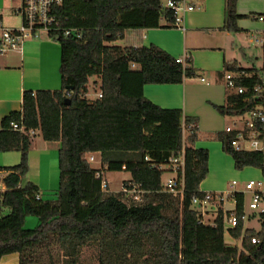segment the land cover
I'll return each instance as SVG.
<instances>
[{
    "label": "trees",
    "instance_id": "obj_1",
    "mask_svg": "<svg viewBox=\"0 0 264 264\" xmlns=\"http://www.w3.org/2000/svg\"><path fill=\"white\" fill-rule=\"evenodd\" d=\"M237 2L227 0L224 29L239 30ZM54 8L62 30L79 29L82 38L65 37L62 31L49 35L61 45V88L25 90L22 109L1 120L0 151H19L21 159L0 167L7 172V189L0 192V260L18 253L20 264H40L48 251L52 264L56 246L60 264H85L81 253L86 248L97 251L96 264H264V219L259 230L244 229V193H236L240 223L232 230L241 247L225 242L222 207L207 223L193 203L194 196L204 198L200 185L209 173L208 149L195 147L197 118L179 108H163L143 93L148 83H182L196 76L191 60L184 65L158 45L133 46L130 39L127 46L110 44L128 31L168 27L162 21H172L173 11L162 0H63ZM226 69L258 76L263 68L233 62ZM94 76L100 78L102 97L90 99ZM257 80L238 84L251 87ZM254 106L251 95L231 92L227 105L216 109L238 116ZM13 122L24 130L12 128ZM31 129L46 141L60 142L56 198L44 199L33 182L21 184L37 134L29 135ZM231 136L216 134L237 169L264 168L263 152L235 150L224 143ZM182 149L184 191L173 195L164 191L162 176L170 170L162 165ZM95 152L100 153V170L89 162ZM99 171L129 172L124 186L140 184L149 192L145 201L135 204L122 192L104 190ZM29 216L39 219L33 229L25 227ZM253 237L260 242L253 243Z\"/></svg>",
    "mask_w": 264,
    "mask_h": 264
},
{
    "label": "crops",
    "instance_id": "obj_2",
    "mask_svg": "<svg viewBox=\"0 0 264 264\" xmlns=\"http://www.w3.org/2000/svg\"><path fill=\"white\" fill-rule=\"evenodd\" d=\"M13 1L15 4L10 3L0 9L3 22L6 14L14 13L20 5V0ZM197 4L198 8L185 14L183 28L168 26L128 31L125 38L132 40L133 46L155 44L176 58L185 55L191 60L190 64L195 69L196 76L186 78L182 83H148L144 86L143 93L145 97L163 108H179L185 115L197 118L200 137L195 142V147L209 148V167L211 166L212 171L213 162H221V159L226 161L227 156L230 155L224 149L223 140H220L223 145L222 150L219 141L211 142L210 146L206 145V140L218 139L216 134L224 132L225 126L231 124L226 121L227 115L221 114L216 109V106L227 105L228 95L231 93L224 81L226 65L234 62L238 67L245 68L254 66L261 69L264 66V44H256L252 39L255 32L264 29V20L259 19L260 15L264 16V0H238L237 13L241 17L237 21L239 27L237 31L224 29L227 0H202ZM162 24L166 25V21L163 20ZM116 42L110 44L115 45ZM258 60L259 63H257ZM247 63L249 64L245 65ZM60 64L61 45L46 33H43L41 38L26 40L22 51L0 57V126L4 116L22 109V97L25 90H57L62 85ZM38 134L40 133L36 135ZM46 143L47 145H42L38 142L39 146L34 150L35 143L32 142L29 153V172L26 179L22 180V185L33 182L41 190L47 186L41 182V173L46 171V167L50 168L51 173L58 170L57 154L60 142L46 141ZM51 149L55 151H52L50 161V157H46L50 156ZM93 155L94 160L97 155L100 157L99 152ZM36 162L39 163V172L35 176L29 175ZM51 162H53L52 165H50ZM232 162L234 165L233 157ZM234 175L240 179L247 176L246 173L239 171H235ZM208 177L201 183L200 189L204 192L208 191L203 190L201 186L213 191L219 189L217 184L211 187L205 186ZM238 184L239 182L236 185L231 183L230 189L224 192H213L223 193L225 199L222 205L210 203L213 208L211 210L218 213V208L222 207L224 217L227 210L234 209L236 205L231 197L227 198L226 192L235 190ZM207 211L209 210L204 211V207L201 208L202 215ZM214 219L209 223H213ZM243 226L245 229V221ZM228 239L225 238L228 245L237 246L236 238ZM0 264H20L19 254L11 253L3 256Z\"/></svg>",
    "mask_w": 264,
    "mask_h": 264
},
{
    "label": "built area",
    "instance_id": "obj_3",
    "mask_svg": "<svg viewBox=\"0 0 264 264\" xmlns=\"http://www.w3.org/2000/svg\"><path fill=\"white\" fill-rule=\"evenodd\" d=\"M202 0H167L165 6L173 11V20L166 21V25L173 27H184L185 14L198 8L199 2ZM63 0H20L19 7L14 11V14L20 17V24L15 27L4 24L0 16V57L6 56L15 51H22L23 44L28 39L41 38L43 33L48 35H58L60 31L65 37L74 36L77 39L82 38V31L79 29H64L62 30L60 19L55 12V6L61 5ZM260 20H264V16H259ZM252 39L256 44H264V29L255 32ZM189 58L185 55L178 57L177 61L187 65ZM134 66V64H133ZM258 76L244 71L226 70L224 73V81L230 92L236 94H248L255 102L254 108L245 114L237 117V121L225 126L224 131L226 135H232L229 140L224 141L228 143L235 150L258 151L264 153V66ZM258 78L251 87L238 84L250 78ZM204 80V78H202ZM70 94H68L69 96ZM102 93H97V98H101ZM249 97L247 96L246 99ZM262 124V126L260 125ZM12 128L17 130H24L17 122L12 123ZM29 135H35L36 130L27 131ZM89 160H94V155H89ZM163 168L169 169L173 175L168 178L166 183H163L164 191L173 195L183 194L184 191V177H185V151L182 149L176 156L169 159L168 163L162 165ZM261 176L258 179H250L245 182V188L242 190H229L226 196L231 197L237 206L236 193L242 192L249 198V209L264 219V168H261ZM104 173L97 172V177L102 179V188L109 190L108 181L104 178ZM6 175H2L0 171V192L7 189L5 183ZM238 182L232 181L233 185ZM125 198L135 204H141L145 201V194L149 193L144 190L140 184H131V187H125L121 191ZM36 198H40V194H36ZM225 199L223 193L205 192L204 198L194 196L193 203L200 208L206 203H214L218 206L219 202ZM227 210L224 216V237L235 238L232 230L235 229L239 223V216L235 214V209ZM245 206V201H244ZM252 218V217H251ZM242 219L246 221L250 219L247 216L245 207ZM253 243H259L260 240L256 237L252 238Z\"/></svg>",
    "mask_w": 264,
    "mask_h": 264
},
{
    "label": "rangeland",
    "instance_id": "obj_4",
    "mask_svg": "<svg viewBox=\"0 0 264 264\" xmlns=\"http://www.w3.org/2000/svg\"><path fill=\"white\" fill-rule=\"evenodd\" d=\"M164 2H167V0H162ZM10 3L15 4V2L13 0H0V9L6 7V5H10ZM17 3V1H16ZM7 12L8 10L5 9ZM10 12V11H9ZM4 23L7 26L13 25V26H17L20 24V17L14 13H9L6 14L5 18H4ZM130 43L128 38H123V39H118L115 45H119V46H125L128 45ZM260 50V48H258ZM259 63V60L258 62ZM249 63L245 64L248 65ZM99 84H100V78L98 76H94L92 78H90V82H89V92L87 97L90 99H95L97 97V93L99 92ZM62 86V85H61ZM61 86H59L58 89L61 88ZM237 117L234 116H229L227 115L226 121L227 123H234L235 121H237ZM225 125V124H224ZM213 139V138H210ZM206 145L210 146L212 145L211 142H216L219 141V139H213V140H206ZM32 142L35 143L33 146V149L36 150L38 145V142H40L42 145H47L46 140H44L42 138V136L40 134L36 135L33 137ZM52 146V145H50ZM50 146L48 148H50ZM220 146H221V150L223 145L220 142ZM204 148L209 149L207 146H205ZM55 151V149H51L50 150V156H47L46 158L50 157V161H51V157H52V151ZM210 153V151H209ZM228 154V153H227ZM57 163H58V159H59V154H57ZM231 155L227 156V160H223L221 159V162L215 161L213 162V166H212V171H211V166L209 167V174H208V181L205 182V186L206 187H211V186H215L216 184L218 185V187H220L217 190H209V188H204L203 186H201V188L203 190H207L208 192H224L227 189H230L231 183L233 180H236L237 182H239V184L235 187V190H242L245 188V182L250 180V179H258L261 174V169L256 168V167H252V166H246L243 169H237L235 167V165H233L232 162V156ZM97 158L95 160H89L90 164L92 165L93 168L95 169H102V163L100 160V157L97 155ZM21 159V153L19 151H9V152H3L0 151V167L2 168H6V167H10V166H14L16 164H18L20 162ZM54 159L56 162V154L54 153ZM53 162H51L50 165H52ZM39 163H35V165L33 166V170L30 172L29 175L35 176L37 175V173L39 172L40 168H38ZM44 169H45V165H43ZM59 167V165H58ZM43 169V170H44ZM235 171H239V172H243L246 173L247 176L243 177L242 179L236 177V175H234ZM29 172V171H28ZM49 172V173H48ZM2 175H6V170L5 171H1ZM212 173V174H211ZM27 175V174H26ZM26 175L24 176V180L26 179ZM42 175V184H46L47 186H44V188H42V194H43V198L44 199H53L56 198L57 195V190L59 188V168L58 170H56L54 173L50 172V168L47 166L46 167V171L41 173ZM173 174L169 171L165 172L162 176V181L163 183H166V181L168 180V178H170ZM104 178L108 181V186H109V190L111 192L114 193H118L121 192L123 190V185L124 182L126 180L130 179V174L127 171H105V175ZM22 179V180H23ZM249 198L248 196H246L245 199V211L248 217H250V219H247L245 221V229H255V230H259L261 228L262 225V220H260V217L258 215H256L255 213H253L250 209H249ZM204 211L205 209L209 210L207 212H205L203 214V219L205 222L209 223L211 222L214 217L217 215L216 211H213L211 209L210 203H206L204 204ZM201 210V208H200ZM252 217V218H251ZM27 223L25 225L26 228L29 229H33L35 228L38 223H39V219L36 216H29L27 219ZM229 237L226 236V239H228ZM235 242V240H234ZM237 246L240 247L241 246V240L237 241ZM58 248L56 246H52V251H53V257H52V264H60L61 262V253L59 255L58 253ZM45 254L42 256V260L40 262V264H51V260H49L48 257V251L44 252ZM81 261L85 264H96L97 262V251L92 249V248H86L83 250V252L81 253Z\"/></svg>",
    "mask_w": 264,
    "mask_h": 264
},
{
    "label": "water",
    "instance_id": "obj_5",
    "mask_svg": "<svg viewBox=\"0 0 264 264\" xmlns=\"http://www.w3.org/2000/svg\"><path fill=\"white\" fill-rule=\"evenodd\" d=\"M71 88H72V87H69L68 89H71ZM65 103H66L67 105H69V104L71 103V99H70V98H66Z\"/></svg>",
    "mask_w": 264,
    "mask_h": 264
}]
</instances>
